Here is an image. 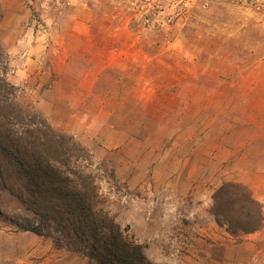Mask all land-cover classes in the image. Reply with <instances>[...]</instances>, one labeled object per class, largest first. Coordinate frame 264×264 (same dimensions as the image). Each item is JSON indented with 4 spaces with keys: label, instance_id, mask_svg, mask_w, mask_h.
<instances>
[{
    "label": "rangeland",
    "instance_id": "374dc122",
    "mask_svg": "<svg viewBox=\"0 0 264 264\" xmlns=\"http://www.w3.org/2000/svg\"><path fill=\"white\" fill-rule=\"evenodd\" d=\"M0 41L18 102L92 152L152 264H251L211 210L226 183L262 193L264 0H0ZM16 232L0 216V264H91L43 237L15 254Z\"/></svg>",
    "mask_w": 264,
    "mask_h": 264
},
{
    "label": "trees",
    "instance_id": "16d2710c",
    "mask_svg": "<svg viewBox=\"0 0 264 264\" xmlns=\"http://www.w3.org/2000/svg\"><path fill=\"white\" fill-rule=\"evenodd\" d=\"M8 70L0 41V196L9 192L29 214L9 216L0 207V216L17 231L50 239L56 249L88 256L91 264H152L107 210L92 152L22 106ZM211 211L234 235L264 226V204L240 183L216 190Z\"/></svg>",
    "mask_w": 264,
    "mask_h": 264
},
{
    "label": "crops",
    "instance_id": "0c3cea01",
    "mask_svg": "<svg viewBox=\"0 0 264 264\" xmlns=\"http://www.w3.org/2000/svg\"><path fill=\"white\" fill-rule=\"evenodd\" d=\"M255 194L258 198L256 199L264 203V184L262 186V193L260 194L255 192ZM247 239H250V241H247L246 244H242V246L246 247L250 255L251 264H264V226L260 231L254 234H250ZM25 240H33L34 242H36L38 244L37 250L40 253H46L50 250L47 246V242H44L43 238L36 235L34 236V234L30 232L19 231L13 233L10 236V243L12 242V252H14L15 254H25L29 252L31 248L27 246V244L24 242ZM54 264H57V260L54 261Z\"/></svg>",
    "mask_w": 264,
    "mask_h": 264
}]
</instances>
